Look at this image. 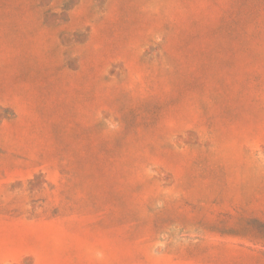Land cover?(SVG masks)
<instances>
[{
	"label": "rangeland",
	"instance_id": "obj_1",
	"mask_svg": "<svg viewBox=\"0 0 264 264\" xmlns=\"http://www.w3.org/2000/svg\"><path fill=\"white\" fill-rule=\"evenodd\" d=\"M0 264H264V0H0Z\"/></svg>",
	"mask_w": 264,
	"mask_h": 264
}]
</instances>
